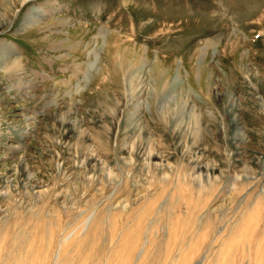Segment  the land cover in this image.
<instances>
[{"label": "rangeland", "instance_id": "374dc122", "mask_svg": "<svg viewBox=\"0 0 264 264\" xmlns=\"http://www.w3.org/2000/svg\"><path fill=\"white\" fill-rule=\"evenodd\" d=\"M0 264H264V0H0Z\"/></svg>", "mask_w": 264, "mask_h": 264}]
</instances>
